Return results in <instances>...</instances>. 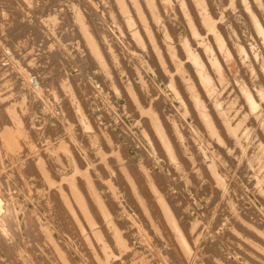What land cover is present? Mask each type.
Returning a JSON list of instances; mask_svg holds the SVG:
<instances>
[{
  "label": "rangeland",
  "instance_id": "374dc122",
  "mask_svg": "<svg viewBox=\"0 0 264 264\" xmlns=\"http://www.w3.org/2000/svg\"><path fill=\"white\" fill-rule=\"evenodd\" d=\"M117 1L0 0V264H264V0Z\"/></svg>",
  "mask_w": 264,
  "mask_h": 264
},
{
  "label": "bare ground",
  "instance_id": "6f19581e",
  "mask_svg": "<svg viewBox=\"0 0 264 264\" xmlns=\"http://www.w3.org/2000/svg\"><path fill=\"white\" fill-rule=\"evenodd\" d=\"M117 1V0H116ZM158 1V0H157ZM189 1V0H188ZM209 1V0H208ZM239 1V0H238ZM237 1V2H238ZM254 1H256V0H254ZM261 1V0H260ZM118 2V1H117ZM190 3L192 2V1H189ZM207 2V1H206ZM205 2V3H206ZM244 2V1H243ZM158 3V2H157ZM259 3V2H258ZM193 4V3H192ZM191 4V5H192ZM253 4V3H252ZM255 4H257V3H255ZM157 5V4H156ZM195 5V4H194ZM211 5V4H210ZM127 6V5H126ZM160 6V5H159ZM180 6H182V5H180ZM212 6V5H211ZM211 6H209V7H211ZM241 6H243L242 4H241ZM178 7V6H177ZM192 7V6H191ZM191 7H189V8H191ZM198 7V6H197ZM161 8V7H160ZM183 8V7H182ZM246 8V7H245ZM162 9V8H161ZM160 9V10H161ZM211 9V8H210ZM213 9V8H212ZM211 9V10H212ZM247 9H249V8H247ZM145 10V9H144ZM185 10V9H184ZM195 10V9H194ZM255 10V9H254ZM258 10V9H257ZM132 11V10H131ZM162 11V10H161ZM189 11V10H188ZM260 11V10H259ZM122 12V11H121ZM146 12V11H145ZM179 12V11H178ZM183 12V11H182ZM185 12V11H184ZM191 12H192V10H191ZM196 12V11H195ZM197 12H199V11H197ZM204 12V11H203ZM214 12V11H213ZM186 13V12H185ZM193 13H194V11H193ZM212 13V12H211ZM229 13H230V11H229ZM242 13V12H241ZM146 14V13H145ZM161 14H162V12H161ZM251 14V13H250ZM258 14V13H257ZM263 14V13H262ZM165 15V14H164ZM167 15V14H166ZM233 15V14H232ZM245 15V14H244ZM191 16V15H190ZM196 16V15H195ZM251 16V15H250ZM260 16V15H259ZM127 17H129V16H127ZM165 17V16H164ZM192 17H194V15H192ZM261 17V16H260ZM130 18V17H129ZM191 18V17H190ZM197 18V17H196ZM203 18V17H202ZM215 18V17H214ZM133 19V18H132ZM193 19V18H192ZM198 19V18H197ZM209 19H211L210 17H208V16H204V20L205 21H208ZM213 19V18H212ZM256 19H257V17H256ZM127 20V19H126ZM194 20H195V18H194ZM193 20V21H194ZM232 20V19H231ZM128 21H129V19H128ZM158 21H160V20H158ZM198 21V20H197ZM201 21V20H200ZM157 22V21H156ZM188 22V21H187ZM190 22V21H189ZM188 22V23H189ZM195 22V21H194ZM199 22V21H198ZM249 22H250V20H249ZM127 23H129V22H127ZM166 23H168V22H166ZM218 23V22H217ZM256 23H258V22H256ZM261 23H262V21H261ZM130 24V23H129ZM146 24V23H145ZM211 24V23H210ZM210 24H208V25H210ZM248 24H250V23H248ZM167 25V24H166ZM199 25H200V23H199ZM212 25H213V23H212ZM196 27H197V25H195ZM204 26V25H203ZM138 27V26H137ZM169 27H171V26H169ZM168 27V28H169ZM188 27V26H187ZM200 27H201V25H200ZM200 27H198V28H200ZM210 27V26H209ZM254 27H258V28H260L258 25H256V26H254ZM201 28H203V27H201ZM235 28V27H234ZM148 29V28H147ZM211 29H213V28H211ZM219 29V28H218ZM237 29H238V27H237ZM172 30V29H171ZM197 30V29H196ZM201 30V29H200ZM199 30V31H200ZM202 30H204V29H202ZM142 31V30H141ZM145 31V30H144ZM254 31V30H253ZM147 32V31H146ZM203 32V31H202ZM172 33H173V31H172ZM177 33V32H176ZM192 33V32H191ZM201 33V32H200ZM156 34V33H155ZM154 34V35H155ZM171 34V33H170ZM169 34V35H170ZM190 34V33H189ZM196 34V33H195ZM213 34V33H212ZM255 34V33H254ZM133 35V34H132ZM172 35H175V34H172ZM226 35V34H225ZM142 37H144V35L142 36ZM170 37V36H169ZM191 37V36H190ZM210 37V36H209ZM153 38V37H152ZM211 38H212V36H211ZM220 38V37H219ZM225 38V37H224ZM256 38V37H255ZM138 40V39H137ZM152 40V39H151ZM158 40H159V38H158ZM191 40V39H190ZM196 40V39H195ZM215 40V39H214ZM147 41V40H146ZM191 41H193V40H191ZM217 41H218V39H217ZM220 41V40H219ZM202 42V41H201ZM186 43V42H185ZM214 43V42H213ZM212 43V44H213ZM227 43V42H226ZM154 44H155V42H154ZM187 44V43H186ZM190 44H192V43H190ZM220 44H221V42H220ZM151 45V44H150ZM205 45V44H204ZM214 45V44H213ZM185 46V45H184ZM201 46V45H200ZM211 46V45H210ZM217 46H219V45H217ZM230 46V45H229ZM183 47V46H182ZM208 47V46H207ZM206 47V48H207ZM220 47V46H219ZM263 47V46H262ZM194 48V47H193ZM205 48V49H206ZM208 48H210V47H208ZM215 48V47H214ZM230 48H231V46H230ZM246 48V47H245ZM186 49V48H185ZM189 49H191V48H189ZM202 49V48H201ZM234 49V48H233ZM262 49V48H261ZM188 50V49H187ZM203 50V49H202ZM207 50H209V49H207ZM210 50H211V48H210ZM198 51V50H197ZM204 51V50H203ZM232 51V50H231ZM230 51V52H231ZM262 51V50H261ZM216 52H217V50H216ZM235 52V51H234ZM241 52H242V50H241ZM192 53V52H191ZM211 53V52H210ZM233 53V52H232ZM179 54V53H178ZM216 54H219V53H216ZM234 54V53H233ZM167 55V54H166ZM189 55V54H188ZM193 55H194V53H193ZM196 56V55H195ZM192 57V56H191ZM234 57H235V55H234ZM193 58H194V56H193ZM215 58H216V56H215ZM219 58H221L220 57V55H219ZM154 59V58H153ZM167 59V58H166ZM188 59V58H187ZM212 60V59H211ZM252 60V59H251ZM195 61V60H194ZM218 61V60H217ZM223 61V60H222ZM238 61V60H237ZM241 61H242V59H241ZM193 62V61H192ZM239 62V61H238ZM190 63V62H189ZM196 64H197V62H195ZM212 63V62H211ZM240 63V62H239ZM156 64V63H155ZM216 64V63H215ZM218 64V63H217ZM219 64H221V63H219ZM245 64V63H244ZM191 65V64H190ZM224 65V64H223ZM248 65V64H247ZM246 65V66H247ZM172 66V65H171ZM173 67V66H172ZM212 67V66H211ZM193 68V67H192ZM217 68L219 69V66H217ZM239 68H240V66H239ZM257 68V67H256ZM191 70V69H190ZM189 70V71H190ZM193 70V69H192ZM191 70V71H192ZM242 70H243V68H242ZM255 70V69H254ZM244 71V70H243ZM257 71V70H256ZM255 71V72H256ZM254 72V71H253ZM199 79H200V81L201 82H203V85L204 86H206V87H210V82H211V79H210V77L207 75V73L206 72H204L203 71V69H202V66L199 64ZM211 73V72H210ZM245 74V73H244ZM196 75V74H195ZM198 75V74H197ZM213 75V74H212ZM263 75V74H262ZM163 76V75H162ZM190 77V76H189ZM245 77V76H244ZM253 77H254V75H253ZM166 78V77H165ZM193 78V77H192ZM261 78V77H260ZM262 79V78H261ZM178 84V83H177ZM264 84V83H263ZM199 85V84H198ZM198 87V86H197ZM205 87V88H206ZM223 87V86H222ZM240 87V86H239ZM248 87V86H247ZM248 89V88H247ZM200 90V89H199ZM199 90H197V91H199ZM252 90V89H251ZM190 91V90H189ZM213 91V90H212ZM250 91V90H249ZM194 92V91H193ZM244 92V91H243ZM254 92V91H253ZM227 93V92H226ZM252 93V92H251ZM209 94V93H208ZM262 94H263V92H262ZM194 95V94H193ZM253 95V94H252ZM251 95V96H252ZM257 95V94H256ZM192 96V95H191ZM258 96V95H257ZM257 96H255V97H257ZM193 97V96H192ZM210 97V96H209ZM259 97V96H258ZM263 97V96H262ZM195 98V97H194ZM193 98V99H194ZM231 98V97H230ZM246 98L247 99H245V100H248L249 101V103H250V105L252 104L253 105V103H252V97H250V95L249 94H246ZM219 99V98H218ZM262 99V98H261ZM223 100V99H222ZM264 100V99H263ZM254 101H256V100H254ZM259 101V100H258ZM226 102V101H225ZM197 103V102H196ZM210 104V103H209ZM212 104V103H211ZM215 104V103H214ZM256 105V104H255ZM263 105V104H262ZM204 106H206V105H204ZM235 106V105H234ZM246 106V105H245ZM250 107V106H249ZM214 108V107H213ZM233 108V107H232ZM254 108V107H253ZM204 109V108H203ZM247 109H248V107H247ZM251 110V109H250ZM249 110V111H250ZM253 110V109H252ZM255 110V109H254ZM194 111V110H193ZM201 111H202V109H201ZM203 111H205L206 112V110L204 109ZM213 112H214V110H213ZM217 112V111H216ZM222 112H224V111H221V114H222ZM254 112V111H253ZM252 112V113H253ZM195 113V112H194ZM242 113V112H241ZM201 114V113H200ZM214 114V113H213ZM241 115V114H240ZM245 115V114H244ZM201 116V115H200ZM209 116V115H208ZM207 116V114L205 113V114H203V117H204V122L203 123H207V125H208V127L210 128V129H213V130H215V125L214 124H218V123H214V122H212V120H210V118ZM227 117V116H226ZM242 117V116H241ZM256 117V116H255ZM202 118V117H201ZM212 119V118H211ZM198 120V119H197ZM203 120V119H202ZM216 120V119H215ZM225 120V119H224ZM237 120V119H236ZM217 121V120H216ZM221 121V120H220ZM229 121V120H228ZM255 121V120H254ZM153 122V121H152ZM218 122V121H217ZM236 122V121H235ZM237 122H238V120H237ZM156 123V122H155ZM220 123V122H219ZM226 123H227V121H226ZM242 123H243V121H242ZM153 124H154V122H153ZM222 124V123H221ZM221 124L219 125V126H221ZM200 125V124H199ZM229 125H230V123H229ZM226 126H228V125H226ZM234 126V125H233ZM158 127V125L156 126V129H158L157 128ZM223 127V126H222ZM216 128H217V126H216ZM228 128V127H227ZM231 128V127H230ZM218 129V128H217ZM235 129V128H234ZM220 130V129H219ZM221 130H223V128L221 129ZM228 130H230L229 128H228ZM238 130V129H237ZM245 130V129H244ZM161 131V130H160ZM163 131V130H162ZM231 131V130H230ZM258 131V130H257ZM242 132V131H241ZM157 133V132H156ZM162 133V132H161ZM160 133V134H161ZM204 133V132H203ZM217 133V132H216ZM225 132L223 131V133H222V135L224 134ZM244 133V132H243ZM242 133V134H243ZM250 133V132H249ZM260 133V132H259ZM206 134V133H205ZM227 135V134H226ZM241 135V134H240ZM264 135V134H263ZM238 136V135H237ZM245 136V135H244ZM227 137V136H226ZM241 137V136H240ZM250 137H251V135H250ZM218 138V137H217ZM234 138V137H233ZM239 138V137H238ZM243 138V137H242ZM228 139V138H227ZM244 139H246V137L244 138ZM259 139V138H258ZM260 139H262V138H260ZM264 139V138H263ZM230 140V139H229ZM232 141H233V139H231ZM236 140V139H235ZM250 140V139H249ZM264 141V140H263ZM166 141H164V143H165ZM239 142V141H238ZM249 142V141H248ZM259 142V141H258ZM235 143V142H234ZM251 143H252V141H251ZM166 144V143H165ZM168 144V143H167ZM229 144V143H228ZM233 144V143H232ZM244 144V143H243ZM248 145L247 146H249V144L250 143H247ZM258 144V143H257ZM238 145H239V143H238ZM245 145V144H244ZM241 146V145H240ZM260 146V145H259ZM239 147V146H238ZM245 148H246V146H245ZM244 149V148H243ZM256 152V151H255ZM248 153V152H247ZM229 154V153H228ZM227 154V155H228ZM260 154V153H259ZM249 155V154H248ZM233 156V155H232ZM258 156V155H257ZM252 162V161H251ZM243 163V162H242ZM249 163V162H248ZM263 164V163H262ZM261 164V165H262ZM247 165V164H246ZM254 165V164H253ZM248 167V166H247ZM46 169V168H45ZM45 169H44V171H45ZM43 170V169H42ZM224 170V169H223ZM239 171V170H238ZM250 172V171H249ZM75 173V172H74ZM45 174V173H44ZM46 175V174H45ZM71 175H73V174H71ZM65 177V176H64ZM68 177V176H67ZM66 177V178H67ZM71 178H72V176H70ZM87 177V176H86ZM65 179V178H64ZM70 179V178H69ZM74 180V179H73ZM69 182V181H68ZM71 182V181H70ZM251 184V183H250ZM72 185V184H71ZM132 186H134V185H132ZM73 187V186H72ZM58 188V187H57ZM136 192V191H135ZM80 200V199H79ZM78 200V201H79ZM79 203V202H78ZM218 207V206H217ZM70 208V207H69ZM215 223V222H214ZM32 224V223H31ZM217 226V225H216ZM215 226V227H216ZM35 227V226H34ZM214 228V227H213ZM179 230V229H178ZM178 234V233H177ZM180 236H181V234H180ZM1 242V241H0ZM54 245H56V244H54ZM4 249V248H3ZM57 251V250H56ZM58 251H59V247H58ZM3 252V251H2ZM59 253H61L60 251H59ZM200 253V252H199ZM201 254V253H200ZM264 258V257H263ZM207 259V258H206ZM65 260V259H64ZM4 262V261H3ZM14 262V261H13ZM7 263V262H6ZM66 263V262H65ZM15 264V263H14ZM17 264V263H16Z\"/></svg>",
  "mask_w": 264,
  "mask_h": 264
}]
</instances>
